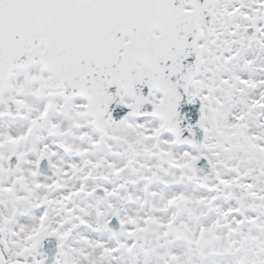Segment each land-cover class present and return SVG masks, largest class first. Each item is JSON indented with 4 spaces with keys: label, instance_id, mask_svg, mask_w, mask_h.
I'll return each instance as SVG.
<instances>
[{
    "label": "snow or ice",
    "instance_id": "obj_1",
    "mask_svg": "<svg viewBox=\"0 0 264 264\" xmlns=\"http://www.w3.org/2000/svg\"><path fill=\"white\" fill-rule=\"evenodd\" d=\"M0 264H264V0H0Z\"/></svg>",
    "mask_w": 264,
    "mask_h": 264
}]
</instances>
